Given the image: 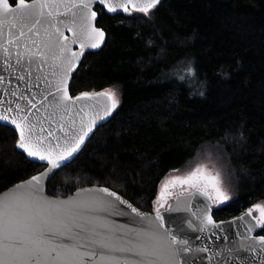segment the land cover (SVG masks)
Wrapping results in <instances>:
<instances>
[{
  "label": "trees",
  "instance_id": "trees-1",
  "mask_svg": "<svg viewBox=\"0 0 264 264\" xmlns=\"http://www.w3.org/2000/svg\"><path fill=\"white\" fill-rule=\"evenodd\" d=\"M95 10L106 39L82 54L69 90L75 96L114 88L119 103L49 178L47 193L98 185L151 211L162 178L212 145L234 193L213 208L214 218L264 201V0H160L148 15L108 14L98 4ZM180 60L194 66L196 93L169 75ZM18 139L0 124V192L46 166L28 159Z\"/></svg>",
  "mask_w": 264,
  "mask_h": 264
},
{
  "label": "water",
  "instance_id": "water-1",
  "mask_svg": "<svg viewBox=\"0 0 264 264\" xmlns=\"http://www.w3.org/2000/svg\"><path fill=\"white\" fill-rule=\"evenodd\" d=\"M97 4L91 5V11H96L95 6ZM98 5L108 13L103 5ZM40 11L43 12L42 16L33 14L19 22L13 21L9 17L3 25H0V77H3V80H0V114L9 117V121L0 120V124L13 128L19 137V130L10 123L11 119L17 118L16 105L19 104L24 109L21 114H27L29 122L33 125L31 128L33 139H39L43 147H51L54 151H60L75 143L82 135L81 130H86L93 120L96 121L94 132L99 123L108 120L114 109L112 108V100L107 96L92 95L77 100L76 97H79L81 93L72 96L69 90L72 73L80 64L82 54L97 50L104 44L103 42L99 47L93 48L87 38L90 23L101 28L97 25V18L94 21L91 20L90 10L79 6L78 2L74 4L73 0H62V2L58 0L57 3H49ZM118 13L129 14L123 11ZM37 20L39 23H36ZM21 29L24 32L22 37L19 36ZM10 39L12 43H9ZM105 39L106 34L104 41ZM82 44L84 45L83 48L81 47ZM4 49H7V52ZM5 60H7V64ZM18 60L19 63H17ZM29 61L31 62L29 63ZM61 80H63V86L60 85ZM58 86L61 87L60 92L56 90ZM63 87L67 88L68 95L72 99L64 100L61 103ZM13 92L16 95H12ZM103 92L105 91L89 93ZM21 94L25 99L20 98ZM28 100H32L35 108L28 103ZM10 101L11 103H9ZM8 108H11L12 111H6ZM106 111H110L107 116H105ZM101 117L102 119H100ZM18 122L20 121L18 120ZM93 132L85 138L84 143L65 164L80 152ZM17 148L28 159L43 163L46 166L43 170L1 191L0 197L8 195L10 191L15 192L16 185L23 184L32 176L47 173L50 167L45 161L29 157L23 149L18 146ZM57 170H53V173H49L46 178L41 180L43 195L56 201L72 200L86 205L74 209L77 214V222L89 230L86 235L104 234L107 229H111V233L107 234H114L113 238L123 237L125 240L132 239L135 241L136 234L141 233L143 239L140 242H154L150 239L151 233L155 225L160 223L155 220L156 211L142 210L120 193L109 189V192H115L143 215L137 216L131 211V208L127 207V204L119 205V212H117L112 206L105 203L115 201V197L100 191L106 187L98 185L79 187L66 196H51L47 193V181ZM211 204L212 200H209L197 189L177 193L168 207L160 211L164 217V227L173 232L177 230L178 225L184 228L194 250L193 254L197 256L195 264H217V261H220V264H225V261L227 264H239V261H234L233 257L229 255L228 250H243L249 246L258 248L259 241L253 237L262 236L258 233L260 227L256 226V220L253 219L252 214L251 216L246 215L248 209L231 218L216 220ZM61 207L71 206L63 205ZM32 211L35 213V209ZM205 213L213 217L214 224L206 223L204 220ZM242 216L244 218L240 219ZM188 221H191V227H189ZM250 227L252 231H249ZM95 238L100 239L101 237L95 236ZM203 247H207L209 252H195L196 248ZM208 255L213 256L212 261L206 258L200 259V257H207ZM250 255L256 256L255 253ZM253 264H264V257L255 259Z\"/></svg>",
  "mask_w": 264,
  "mask_h": 264
},
{
  "label": "snow or ice",
  "instance_id": "snow-or-ice-1",
  "mask_svg": "<svg viewBox=\"0 0 264 264\" xmlns=\"http://www.w3.org/2000/svg\"><path fill=\"white\" fill-rule=\"evenodd\" d=\"M57 2L58 0H31V2L29 0H0V25H3L9 17L13 21L19 22L33 14L42 16L43 12L40 9L47 7L49 3ZM77 2L79 6L90 10L91 20L94 21L98 14L96 11H91L93 3L103 5L108 13H118L119 11L130 13L131 9L133 12L148 15L150 10L156 8L160 0H73L74 4ZM49 14L51 15V13ZM36 23H39V20ZM23 35L24 32L21 29L19 36ZM104 37L103 29L90 23L87 32V38L91 42L90 46L99 47L104 42ZM9 43H12L11 39ZM81 47L83 48L84 45L82 44ZM4 51L7 52V49ZM5 63L7 64V60ZM0 80H3V77H0ZM60 85L63 86V80L60 81ZM56 90L60 92L61 87L58 86ZM12 95H16V93L13 92ZM92 95L107 96L112 100L113 109L118 104V100L115 98L116 94L111 90L103 93L83 92L76 99ZM20 98L25 99L23 94ZM71 99L67 88L63 87V96L60 102ZM28 103L35 108L32 100H28ZM16 109L17 118L11 119L10 123L19 130L17 146L23 149L29 157L45 161L50 167L47 173L32 176L23 184L16 185L15 192L10 191L8 195L0 197V264H195L197 256L193 254L194 250L184 228L178 225L177 230L173 232L164 227V217L159 209L156 210L155 220L160 223L155 225L150 238L154 242H140L143 239L141 233L136 234L135 241L125 240L123 237L113 238L114 234H107L111 233V229H107L104 234L95 233V236L101 237L100 239L86 235L89 230L77 222V214L74 211V209L86 205L72 200L56 201L46 198L43 195L41 180L46 178L49 173H53V170L66 166L65 162L73 157V154L84 143L85 138L93 132L96 121H91L86 130H81L82 135L75 143L60 151H54L51 147H43L39 139H33L31 134L33 125L29 122L28 115L21 114L24 109L19 104L16 105ZM6 111H12V109L8 108ZM109 114L110 111L105 112V116ZM0 120L9 121V117L0 114ZM200 181L205 182L203 187L200 186ZM176 182L196 188L209 200L212 197L206 189L208 185H211L216 192V200L224 203L229 199L218 186L221 182L219 173L209 174L207 168L197 167L187 176L177 177L171 183ZM164 187L166 190L168 184H165ZM100 191L115 197V201L105 203L112 206L117 212H119V205L127 204L115 192H109L107 188L100 189ZM164 198L165 193L162 192L161 200ZM63 205L71 207H61ZM127 207L131 208V211L137 216L143 215L131 204H127ZM25 209L28 211H23ZM33 209H35V213H33ZM253 211L258 213V217H253L256 220V226L264 230V204L253 205L247 210L246 215L251 216ZM243 218V216L240 217V219ZM204 220L207 224L215 223L213 217L207 213L204 214ZM188 224L191 227V221H188ZM249 231H252L251 227ZM253 239L259 241L258 248L249 246L243 250H228L234 261H239V264H253L255 259L264 257V235L253 237ZM195 252L207 253L209 249L207 247L196 248ZM251 253H255L256 256H251ZM205 258L209 261L213 260L212 255L200 257L201 260ZM217 264H220V261H217ZM225 264H227L226 261Z\"/></svg>",
  "mask_w": 264,
  "mask_h": 264
},
{
  "label": "rangeland",
  "instance_id": "rangeland-1",
  "mask_svg": "<svg viewBox=\"0 0 264 264\" xmlns=\"http://www.w3.org/2000/svg\"><path fill=\"white\" fill-rule=\"evenodd\" d=\"M132 11H130L131 13ZM179 66L177 68H174L172 71L169 72V75H173L178 77V79L186 82L189 86L192 88V92L196 93V86H192L190 76L195 74L194 66L192 62H187L180 60ZM195 89V90H194ZM111 90L116 94V99L119 103V95L116 89L114 88H108L104 91ZM118 105V104H117ZM117 107V106H116ZM115 107V108H116ZM197 167L207 168L209 174H215L219 173L220 178V184L218 185L221 190L229 197L227 201L224 203H220L218 200H216V192L211 187V185H208L207 192L212 197V210L215 207L221 206L222 204H225L233 199L234 193H233V187H232V180H231V174L228 168L227 163L225 162L222 154L219 152L217 148H215L212 145H204L202 146L199 151L195 154V156L180 170L174 169L169 171L161 180L158 186V191L156 198L153 201L152 209L151 211H156L159 209V211H162L166 209L169 205V203L173 200L174 196L177 193H184L191 190H194L196 188L190 187L188 184H180L178 182L171 183L175 180V178L180 177L183 178L187 176L190 172L195 170ZM204 181H200V186H204ZM165 184H168V188L165 190ZM165 193V198L161 200V193ZM264 204V201L257 202L255 204ZM254 204V205H255ZM162 205V206H161ZM252 207V206H251ZM250 207V208H251ZM253 217H258V213L256 211L252 212ZM261 228V227H260Z\"/></svg>",
  "mask_w": 264,
  "mask_h": 264
}]
</instances>
